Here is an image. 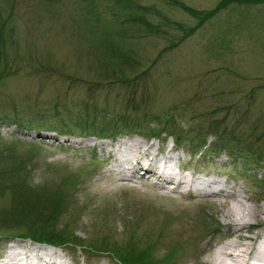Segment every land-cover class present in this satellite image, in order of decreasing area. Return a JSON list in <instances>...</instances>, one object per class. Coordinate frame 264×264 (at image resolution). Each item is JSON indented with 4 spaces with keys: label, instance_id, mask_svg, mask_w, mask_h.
Instances as JSON below:
<instances>
[{
    "label": "rangeland",
    "instance_id": "1",
    "mask_svg": "<svg viewBox=\"0 0 264 264\" xmlns=\"http://www.w3.org/2000/svg\"><path fill=\"white\" fill-rule=\"evenodd\" d=\"M183 1L196 8H205L211 6L216 0ZM2 4H5L6 11L18 17L19 26L24 30L21 42L22 52L33 53L34 61L31 59L32 62H30L27 58L17 63L15 67L19 69L15 75L8 77L0 85V97L13 100L16 105L36 103L49 107L53 104L73 106L85 101L87 97L85 86L78 83L71 87L70 83L60 80L63 77L61 74L72 73L89 80L95 79L99 73V68L95 67L97 54L95 53L94 56L92 49L89 54L90 48L88 53L86 52V37L74 32L77 29L74 21L68 22L69 19L81 21L82 16L74 18L72 11L73 6H77L78 0H59V5L54 2L49 3L47 0H10ZM142 4H154V13H168L170 17L182 21L185 25L193 24V19L175 6H164L159 0H142ZM258 7L260 6H254L253 9H260ZM261 8L259 12L264 14V6ZM110 14V10L106 9L104 20L112 19L115 24L119 23L122 16L119 14L111 16ZM225 14L224 12L225 18L217 17L218 19H214V24H212V19L211 22L186 37L180 44L164 52H162L163 47L168 44L170 38L180 35V30L171 28L165 34L162 32L149 33L139 25H127L122 18L121 22L124 24L126 38L136 43L137 51L141 53L143 62L145 58H148L147 63L142 67L151 66V74L154 75L151 81L156 83H152L149 87L151 90L149 107L152 112L160 113L172 102L180 100L185 103L189 102L188 107L192 115L206 113L207 110L216 106L239 101V106H249L247 109L242 107L243 109L236 113L240 115L244 112L247 117L245 124L240 125V132L246 135L258 118L261 117L259 124L264 121V32H256L257 28L251 31L254 25L255 27L262 26L254 22L249 33L238 35L234 32L228 33L230 37L225 39H223L224 36L217 37V29H222L227 25L229 15L225 16ZM231 23L233 22L230 21ZM234 24L237 25V21ZM72 28H75L74 31ZM214 36L218 41L222 39V41L227 40L228 43V46L223 49L224 53L218 56L212 54L218 50L214 41L207 40ZM31 71L33 74L29 73ZM105 92V102L109 101L110 105L112 103L118 107L121 104L120 100H124V95L119 89ZM97 100L102 103L103 95H99ZM223 113L224 110L219 111L217 117H223ZM208 117L212 118V115L199 116L196 119L203 127H206L207 121L203 118ZM186 119L182 120L184 126H188ZM0 136L5 141L18 140L23 149H28L30 146L38 147L36 153L38 159L35 165L37 168L32 171V183H37L40 178L56 182L66 175L71 178L76 175L74 198L77 199L79 205L85 204V209L71 212L79 217V221L75 223V233L84 241H88L94 233L107 234L109 230L106 229L107 226L113 230L112 234H116L118 238L123 237V226L120 219L107 223L102 229H99L100 226L93 227L100 219V212H104L106 207H112L116 203L120 206L123 197L129 205L137 204L140 210L146 211L137 229L138 232H150L147 238L152 242L159 238L156 242L157 253L155 252L154 255L161 256L166 253L169 247L177 243L176 241L196 239L199 240L198 244L184 245L186 252L178 256V264H203V262L212 264L216 248H219L225 240L232 239L230 232L233 229L224 223L226 207L232 203H227V200H230L229 191L218 194L220 197L207 192L206 195L201 191L195 196H188L174 189L160 188L152 182L153 177L142 178L140 173H137V180L134 182L117 181L116 178L119 175L109 170L112 159L103 158L106 155L109 156L106 147L99 148L97 145L92 147L86 142V139L90 137H85L84 134L64 135L57 130L44 127L41 129L18 128L14 123H4L1 120ZM215 136L216 134L213 133L206 137L205 147L214 141ZM127 137L142 138L138 134L119 133L115 137L105 138L104 141L109 142L107 146L112 147L117 140ZM167 137L163 141L162 139L142 138L154 142L156 148H153L154 144L151 143L145 152L141 151L139 154L156 159L161 157L160 153L163 148L167 149L169 143L173 141L172 136ZM255 137L256 135L253 136ZM94 140L98 142L100 139L95 138ZM174 146L173 150L181 153L177 169L180 176L191 174L193 178L199 179H203L204 174L205 177L223 176L227 184L236 187L237 194L241 196V202L238 203L240 206L245 203V207H251L253 204L264 202V170L262 168L254 167L245 170L241 161L233 163L223 151L204 156L201 153L205 147L198 150L196 154H191L187 146L177 144ZM261 146L264 147V141ZM183 161L186 162L185 166ZM46 164H51L53 168L48 171L43 170ZM141 171L144 172L143 169ZM1 202H3L2 199H0ZM147 208L151 209L150 213L147 212ZM201 215H210L209 219L213 218L218 221V226L212 234L203 235L200 241L197 233L201 232L198 230ZM251 225L252 227L248 229V232L244 231L245 233L250 234L263 230L264 221L254 222ZM158 234L161 236L157 237ZM7 239V237L0 236V258L6 252L7 241L5 240ZM14 240L19 243L27 242V248L36 243L39 244L33 239L16 238ZM61 249L64 257L69 260V264H119L106 254L85 255L79 249L75 252L63 247Z\"/></svg>",
    "mask_w": 264,
    "mask_h": 264
},
{
    "label": "trees",
    "instance_id": "2",
    "mask_svg": "<svg viewBox=\"0 0 264 264\" xmlns=\"http://www.w3.org/2000/svg\"><path fill=\"white\" fill-rule=\"evenodd\" d=\"M7 1L10 0H0V85L8 77L15 75L19 69L15 67L18 62L27 58L32 62L33 59V53L22 52L24 30L19 26L18 17L6 11L5 4L2 3ZM47 2L59 5V0H47ZM159 2L164 6L179 8L193 19V24L185 25L182 21L170 17L168 13H154L155 5H143L142 0H78L77 6L74 5L72 11L74 18L82 16L81 21L69 19L68 22L74 21L77 29L72 28V31L75 29L74 32L86 37V52L88 53L90 48L89 54L91 49L94 51V56L95 53L97 54L98 58L93 59L96 62L95 67L99 68V73L95 79L89 80L72 73L61 74L63 77L60 80L70 83L71 87L78 83L85 86L87 90L85 101L73 106L53 104L49 107L36 103L16 105L13 100L0 97V105H3L0 107V121L14 123L18 128L44 127L63 134H84L98 138H112L119 133L139 134L144 138L154 137L160 140L172 136L175 144L187 146L191 154L202 150L206 146V137L215 133L214 141L204 148L201 155L210 156L213 152L223 151L233 163L241 161L245 170L254 167L264 169V147L261 146L264 141V121L259 124L260 117L246 135L240 132V125L245 124L247 117L244 112L240 115L236 113L241 111L242 107L247 109L249 106L241 107L239 101H234L216 106L206 113L192 115L188 107L189 102L180 100L172 102L160 113L150 110L149 87L154 83L151 81L154 75L151 74V66L142 67L147 63L148 58L143 56L145 58L143 62L136 43L126 38L124 24L121 22L122 18L127 25H139L149 33L165 34L171 28L180 30L181 34L176 38H170L168 44L163 47L162 52H164L180 44L212 19L214 24V19H218L219 16L224 17V12L229 15L227 25L217 29V37L224 36L225 39L230 37L228 33L233 32L237 35L249 33L254 22L262 26L254 25L251 31L257 28L256 32H264V14L259 12L261 6H264V0H216L205 8H196L183 0H159ZM258 5L260 9H253ZM106 9L110 10L111 16L118 14L122 16L119 23L115 24L112 19L104 20ZM230 21L233 23L230 24ZM235 21L237 25L234 24ZM217 37H209L207 40L214 41L218 50L212 54L218 56L224 53L223 49L228 43L227 40L218 41ZM29 73L33 74L32 71ZM115 89L121 90L124 95V100H120L121 104L118 107L112 103L110 105L109 101L105 102V91L112 92ZM99 95H103L102 103L97 100ZM221 110H224V116L220 118L217 117V113ZM208 114H211L212 118H203L207 121V126L203 127L196 118ZM183 119H186L188 126L182 124ZM21 145L18 140L5 141L0 136V199L3 200L0 203V236L8 239L30 238L40 243L63 247L71 252L79 249L85 255L106 254L119 264H160L161 262H163L161 264L164 262L178 264V256L186 252L184 248V245H187L186 241L183 244L176 241L177 243L166 251L168 255L167 253L160 257L154 255L157 252L156 242L159 238L152 242L147 238L150 232H138L137 229L146 211L140 210L137 204L129 205L125 197L120 201V206L116 203L112 207H106L104 212L101 211L100 219L93 226L95 228L100 226L99 229H102L107 223L120 219L123 237L118 238L116 234H112L114 232L108 226L107 234H91L88 241L78 237L75 233V223L79 221V217L71 211L83 210L85 204L79 205L74 198L76 175L72 178L66 175L56 182L40 178L37 183H32V171L37 168L35 165L38 159L36 155L38 147L30 146L28 149H23ZM52 168L51 164H46L43 170L48 171ZM147 212L150 213L151 209L147 208ZM209 218L210 215L200 216L198 230L201 232L197 233L200 241L203 235L212 234L218 226V221ZM160 236L161 234L157 235ZM197 241L199 240L191 239L186 243L198 244Z\"/></svg>",
    "mask_w": 264,
    "mask_h": 264
},
{
    "label": "bare ground",
    "instance_id": "3",
    "mask_svg": "<svg viewBox=\"0 0 264 264\" xmlns=\"http://www.w3.org/2000/svg\"><path fill=\"white\" fill-rule=\"evenodd\" d=\"M94 139V137L88 138L86 142L91 145L97 144L99 148L106 147L105 149H107L109 154L108 158L112 159V165L109 170H113L114 174L116 173L119 175V177L116 178L117 181H135L137 180V173H140L142 178L148 179L153 177L152 182L157 184L160 188H167L169 190L174 189L180 193H188L190 191L193 194L200 193V190H205L207 193L215 195L216 197L222 192L229 191L230 200H227V203H232L230 206L226 207V218L224 223L233 229L230 232L232 239L230 241H228L229 239L227 241L225 240L223 243L221 242L222 244L219 248H216L217 251L213 257L214 260L212 264H264V228L254 233H245L252 227V223L264 221V202L257 205L253 204L251 207H245V203L240 206L241 196L239 197L237 189L233 185L221 182H218L219 184H212V182L216 181L213 176L206 179L193 178L191 174L187 176V174L183 173V176H180V172L177 170L179 168L180 154L179 152H172L171 145L167 147L166 154H164L165 157L161 161L153 157H145L139 154L141 151L145 152L147 148L151 146V143L154 144V142H149L142 138L127 137L125 139H120L113 143L114 146L112 147L107 146L109 142L104 140H99L97 142ZM153 148H156L155 144ZM142 169L144 170L143 173L141 171ZM124 183H126V181ZM139 185L138 183V186ZM230 187H232V189ZM169 190L167 191L169 192ZM163 193H165V191ZM219 197H217V199ZM225 198H227V196H225ZM187 241L188 240H186V242ZM17 242L18 241L14 240L9 243L3 255L4 257L0 260V264H69V260L66 262L65 259L59 258L54 254L58 250L61 251L57 247L36 243L30 248H27V242H18V244ZM186 242L185 244L188 245L189 242ZM181 244H183V242ZM172 251L170 253H172Z\"/></svg>",
    "mask_w": 264,
    "mask_h": 264
}]
</instances>
